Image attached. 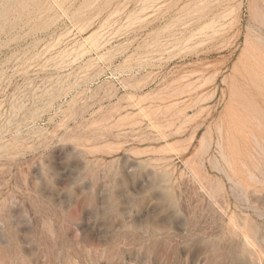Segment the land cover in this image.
Segmentation results:
<instances>
[{"label": "rangeland", "instance_id": "obj_1", "mask_svg": "<svg viewBox=\"0 0 264 264\" xmlns=\"http://www.w3.org/2000/svg\"><path fill=\"white\" fill-rule=\"evenodd\" d=\"M0 264H264V0H0Z\"/></svg>", "mask_w": 264, "mask_h": 264}, {"label": "bare ground", "instance_id": "obj_2", "mask_svg": "<svg viewBox=\"0 0 264 264\" xmlns=\"http://www.w3.org/2000/svg\"><path fill=\"white\" fill-rule=\"evenodd\" d=\"M245 126V125H244ZM255 177V176H254ZM251 179H253L252 177H251ZM256 179V178H255ZM253 195V194H252ZM246 241H247V239H246ZM250 241V240H249ZM247 244H248V242H247ZM248 247V246H247ZM251 247V246H250ZM257 254V253H256Z\"/></svg>", "mask_w": 264, "mask_h": 264}]
</instances>
